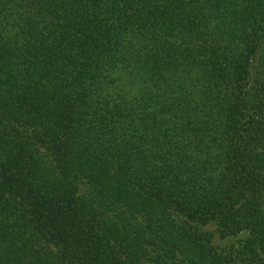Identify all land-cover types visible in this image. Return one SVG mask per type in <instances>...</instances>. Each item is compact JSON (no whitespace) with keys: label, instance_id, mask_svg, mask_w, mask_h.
<instances>
[{"label":"trees","instance_id":"obj_1","mask_svg":"<svg viewBox=\"0 0 264 264\" xmlns=\"http://www.w3.org/2000/svg\"><path fill=\"white\" fill-rule=\"evenodd\" d=\"M0 264H264V0H0Z\"/></svg>","mask_w":264,"mask_h":264},{"label":"rangeland","instance_id":"obj_2","mask_svg":"<svg viewBox=\"0 0 264 264\" xmlns=\"http://www.w3.org/2000/svg\"><path fill=\"white\" fill-rule=\"evenodd\" d=\"M202 229L211 235L212 244L214 247L218 249L229 248L230 246H234L237 239L239 238V237L236 238L220 237L213 223H208L202 226Z\"/></svg>","mask_w":264,"mask_h":264}]
</instances>
